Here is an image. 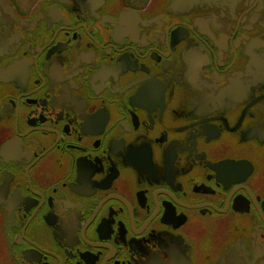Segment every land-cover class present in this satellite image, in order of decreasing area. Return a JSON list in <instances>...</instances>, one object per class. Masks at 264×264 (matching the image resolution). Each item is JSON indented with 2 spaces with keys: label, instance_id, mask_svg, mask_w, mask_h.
Instances as JSON below:
<instances>
[{
  "label": "flooded vegetation",
  "instance_id": "af4514ba",
  "mask_svg": "<svg viewBox=\"0 0 264 264\" xmlns=\"http://www.w3.org/2000/svg\"><path fill=\"white\" fill-rule=\"evenodd\" d=\"M0 264H264V0H0Z\"/></svg>",
  "mask_w": 264,
  "mask_h": 264
},
{
  "label": "rangeland",
  "instance_id": "374dc122",
  "mask_svg": "<svg viewBox=\"0 0 264 264\" xmlns=\"http://www.w3.org/2000/svg\"><path fill=\"white\" fill-rule=\"evenodd\" d=\"M36 2L37 0H21V4L26 10H29Z\"/></svg>",
  "mask_w": 264,
  "mask_h": 264
}]
</instances>
